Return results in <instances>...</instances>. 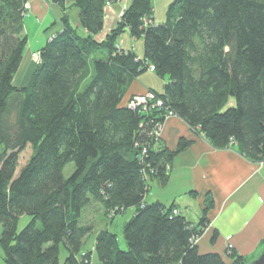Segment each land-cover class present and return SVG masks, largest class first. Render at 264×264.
I'll list each match as a JSON object with an SVG mask.
<instances>
[{
    "label": "trees",
    "instance_id": "obj_1",
    "mask_svg": "<svg viewBox=\"0 0 264 264\" xmlns=\"http://www.w3.org/2000/svg\"><path fill=\"white\" fill-rule=\"evenodd\" d=\"M50 1L64 8L65 0ZM110 1L74 0L80 29L62 11V30L17 86L26 0H0L2 264H90L84 245L93 226L82 213L94 203L105 215L134 209L122 229L125 249L107 228L95 235L100 264H227L193 242L205 211L194 224L173 214V204L144 201L148 180L165 182L166 165L189 144L180 139L169 150L151 133L170 111L215 147L233 141L248 158L264 159V0H173L162 22L152 0H131L99 42ZM125 31L142 38V57L118 44ZM151 65L167 79L161 92L151 89L165 108H128L129 84ZM23 214L31 219L17 231ZM227 254L230 264L250 259Z\"/></svg>",
    "mask_w": 264,
    "mask_h": 264
},
{
    "label": "crops",
    "instance_id": "obj_2",
    "mask_svg": "<svg viewBox=\"0 0 264 264\" xmlns=\"http://www.w3.org/2000/svg\"><path fill=\"white\" fill-rule=\"evenodd\" d=\"M26 1L29 7L24 13L23 28L27 45L14 76L13 82L17 86L27 83L33 72L36 60L32 54H38L50 38L62 30L61 13L68 15L73 26L81 27L79 9L71 5L74 0H65L64 8L50 0ZM130 2L111 0L105 5L103 27L94 36L95 40L100 42L104 39ZM154 20L159 22L155 17ZM126 33L118 44L122 49L134 51L142 38ZM136 55L142 57L139 52ZM146 89L157 91L150 82L137 76L129 84L125 96L140 94ZM180 139L189 141V144L172 157L165 182L158 177L149 181L144 201L173 204L187 221L194 224L199 222L205 211L206 225L196 241L201 253H218L227 264L231 263L227 254L229 244L239 256L251 258L257 255L264 246V159L260 162L248 158L233 141L225 147H215L193 131L184 119L170 115L163 121L160 141L167 149L174 150ZM207 198L211 200L210 205ZM131 209L133 213V207ZM83 222L93 226L85 243L92 236L94 251L95 235L103 228H97L91 221ZM90 251L92 258L93 251Z\"/></svg>",
    "mask_w": 264,
    "mask_h": 264
},
{
    "label": "rangeland",
    "instance_id": "obj_3",
    "mask_svg": "<svg viewBox=\"0 0 264 264\" xmlns=\"http://www.w3.org/2000/svg\"><path fill=\"white\" fill-rule=\"evenodd\" d=\"M173 0H152V5H153V10H154V17L156 18V20H158L159 22H162L165 20L166 17V11L168 8V5L172 2ZM124 35H127L126 31L123 32L119 37L118 40L121 37H124ZM137 40V39H136ZM135 40V42H136ZM135 49V47L133 48ZM136 53L139 52L141 53V55H143V40L139 39V43L136 44V49L134 50ZM33 57V56H32ZM35 58V57H33ZM35 60V59H34ZM37 63V62H36ZM142 80H147V82H150L151 85H153L155 88H157V91H161L162 86L164 81L166 80L165 78H161L160 76H158L155 72H151V71H144L143 73L138 75ZM30 79V78H29ZM89 81V76L85 77L83 80H81L79 86H78V90H83ZM27 83H24V85ZM128 96H125V99ZM131 97V96H130ZM129 97V98H130ZM167 118V117H166ZM165 119V118H164ZM163 120H161V128L159 130L160 135H159V139L161 137V131H162V126H163ZM170 167L167 169V174L170 170ZM73 169V164L72 163H68L64 169H63V174L65 177H67L71 171ZM148 180V177H147ZM150 180H148L149 182ZM151 184H154V181L151 182ZM86 209V208H85ZM83 210L84 212L82 213V219L83 221H91L93 223V225H97V228H106L108 227V229L114 233L117 234L119 242H120V247L122 249L126 248V244L125 241L123 239L122 236V229H123V223L131 216L132 213V209L131 208H127L125 211L117 213L115 214H106L103 212L101 205L94 203L93 205L89 206L86 210ZM173 211V210H172ZM31 219L30 215L27 214H23L21 216H19L18 218V222H17V231H20ZM0 233H1V225H0ZM89 240L86 241L84 248L86 250H92V236H90V238H88ZM65 254V250L64 248L61 247L60 250V260L63 259ZM3 262V251L0 247V264H2ZM91 264H100L96 253L93 251L92 252V258L90 260Z\"/></svg>",
    "mask_w": 264,
    "mask_h": 264
},
{
    "label": "built area",
    "instance_id": "obj_4",
    "mask_svg": "<svg viewBox=\"0 0 264 264\" xmlns=\"http://www.w3.org/2000/svg\"><path fill=\"white\" fill-rule=\"evenodd\" d=\"M110 2H106V5L109 4ZM25 9L29 7L28 2L26 1L24 3ZM122 14V13H121ZM36 62H38V54L33 53L32 54ZM149 71L154 72V67L151 65L149 67ZM126 105L128 108H140L142 111H150L153 109H158L160 110L161 108H165V104L163 100L151 89H146L143 93L140 94H133L131 97L127 100ZM173 115L172 112H168L165 114L164 118ZM161 128V121H158L155 123L154 129L151 133V136L154 138H159L160 135V130ZM262 162V161H260ZM169 168V164L166 165V169ZM173 214H179L180 210L178 208L173 209ZM198 237L193 238V242L196 243ZM232 249V246L229 244L227 247V253Z\"/></svg>",
    "mask_w": 264,
    "mask_h": 264
},
{
    "label": "water",
    "instance_id": "obj_5",
    "mask_svg": "<svg viewBox=\"0 0 264 264\" xmlns=\"http://www.w3.org/2000/svg\"><path fill=\"white\" fill-rule=\"evenodd\" d=\"M244 264H264V246L261 248L257 255L251 257Z\"/></svg>",
    "mask_w": 264,
    "mask_h": 264
}]
</instances>
